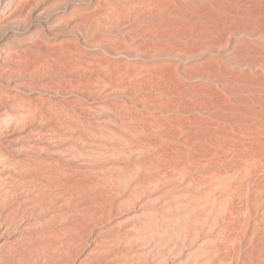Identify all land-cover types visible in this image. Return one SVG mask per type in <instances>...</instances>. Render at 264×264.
I'll return each mask as SVG.
<instances>
[{"label":"rangeland","instance_id":"rangeland-1","mask_svg":"<svg viewBox=\"0 0 264 264\" xmlns=\"http://www.w3.org/2000/svg\"><path fill=\"white\" fill-rule=\"evenodd\" d=\"M0 71V94L4 95H0V110H5L0 117L3 114L7 118L0 120L9 123L7 129L14 116L19 117L12 125L15 130H22L20 126H26L24 123L32 116L38 115L41 121L40 112L33 108H40L43 102L45 108L40 109L50 111L48 117L53 114L56 120L49 129L55 126L52 130L57 132L62 131L59 121L63 112L92 123V117L104 112L102 105L110 106L107 101L129 111L135 120L134 129L145 131V137L141 134L144 140L133 141L151 145L136 151L135 159L132 155H120L125 160L118 156L119 161L122 158L119 163L124 166L127 162L129 169L134 166L132 171L136 173L151 161L145 155H159L162 160L155 163L163 166L170 177L164 185H170L172 191L165 195V203H160L164 208L156 202L152 206L169 210L171 214H167L173 218L177 211L172 214L176 209L171 208L182 198L189 201L199 197L200 202L192 201L196 205L206 196L212 198L219 204L213 203L217 209L209 207L217 222L209 233L213 238L202 234V238L206 236L201 245L207 249L213 240L211 243L219 250L213 262L264 264V0H0ZM57 95L63 101H57ZM40 97L52 100L46 103L47 99L42 101ZM49 102L62 106L48 108ZM0 122V130L4 128L1 131L6 133L4 122ZM12 126L10 134L11 130L18 133ZM3 135L0 133L1 144ZM49 135L50 140L54 139L50 138L52 133ZM110 135L107 133V138ZM80 137L88 141L94 136L80 133ZM73 145L80 148L82 142ZM200 195H206L205 199ZM231 196H235L236 203ZM232 201L238 209L232 204L234 210L230 211H242L243 225L234 230L223 222L222 230L218 223L223 225ZM137 206L129 207L136 216L141 209ZM128 211L124 212L126 216ZM134 214L130 218L142 216ZM219 216L222 220L218 222ZM86 248L83 254L90 256L94 250L89 254ZM205 249L189 262H205ZM82 258L72 257L73 264L82 262ZM87 259L84 264H88ZM53 263L35 255L17 262Z\"/></svg>","mask_w":264,"mask_h":264},{"label":"bare ground","instance_id":"bare-ground-1","mask_svg":"<svg viewBox=\"0 0 264 264\" xmlns=\"http://www.w3.org/2000/svg\"><path fill=\"white\" fill-rule=\"evenodd\" d=\"M142 8L144 9L145 6ZM12 69L13 68H11V70ZM8 70H10V67ZM0 72L2 74V71ZM5 72H7V70ZM21 75H23V73ZM3 79L5 78H2V80ZM60 89H62V87ZM48 90L50 91L51 89L49 88ZM64 90L66 91V88L63 89V91ZM13 94L15 96V93ZM0 95H3V93ZM61 95L55 96L57 101H63L64 98ZM10 96L12 95L10 94ZM20 97L24 100L21 95ZM43 98L44 97L41 98L42 101L47 99L45 98V100H43ZM21 99L19 100L21 101ZM49 99L45 102L47 103ZM26 100L27 99H25V101ZM30 100L31 99L27 101L30 102ZM34 100L36 99L34 98ZM5 102L8 101L5 100ZM11 103L13 104V102ZM50 103L51 102L48 103V108L50 106L52 109L62 106L55 105L54 103L52 104L54 106H52ZM106 103H109L107 105L110 106H106V104L105 106L102 105L104 112L101 113L99 117L94 114L95 116L92 117V123L85 121V119L70 118V115L66 112H63V115L60 113L61 119L59 122L62 125V129L60 128L62 130L61 132H57L55 129L52 130L55 126L49 129L51 125L56 124V120L53 118V114H51L52 117L49 118L50 111L46 112V109L41 110L45 108L43 107L44 102L41 104L42 106L39 105L42 107H40L41 109L37 105H35L36 107L33 106L35 107L33 108L34 110H36V108L38 109L40 116H42L41 118L44 120H38V115H36V117L38 116L37 118L32 116L31 121L27 120L30 123L26 121L28 123H24L26 126H20L22 130H15V126H12L13 123H18L15 122L18 116L15 117L12 115L13 113L9 112L7 114V112H5L7 116H10V114L12 117L14 116L13 118L10 116L13 119L10 127H14L13 130L15 131L18 130V133H14L11 130L12 134H10V130L8 131L10 127L7 129L9 123L5 124L4 120H0L4 122L3 124L5 126L7 125L5 129L9 132V135L7 134L4 136L3 134L7 132H2L4 129L2 125L1 128L3 129H1L2 131L0 130V133L3 135L4 144L0 143V264H17V262H21L25 256L29 255L43 256L45 260L49 259L50 262H54L53 264L57 262L58 264H65L67 262L68 264H73L74 261L72 257H77L78 255L83 256V261H86V257L90 258V260L87 259L89 260L88 264H222V262H213L214 257L219 252L214 242L211 243L213 240L210 242V244L214 245H211L212 247L208 246L209 248L206 247L207 249H205L201 245L204 244V238L206 236L203 235L202 238L201 235L204 233H211L212 229L215 227L214 223L217 222L216 219L215 222L213 220L215 216H212L214 210H211L213 208L210 210V206L214 207V200L211 201L212 198L210 200L206 195H203L206 196L205 201L207 203L203 200H201V203H197L199 206L203 204L202 206H204V208H201L196 204H192L193 200H197L193 202H200L198 201L199 197H196L198 199H194L195 197H192L194 195H189L193 198L189 200L191 204L186 197L185 199L182 198L183 201L180 197L181 201L176 203L175 207L171 208L169 204H167V207L171 208V210L176 209L172 211V214H174L175 211H177L178 214L180 213L179 215L175 213L174 216L176 217H173L174 219L169 218L171 212H169L168 209V211L163 210L162 208H164L165 205L162 204L165 203V195H168L170 191H172L170 185L169 187L164 185L166 181L168 182L170 180V177H167L168 171L166 172L163 166H159L158 164L157 166L155 163V161L159 163V161L162 160L160 158L161 156L155 154H151L150 156L145 155L147 156L146 158L151 161L148 166H140L141 168H138L136 173L132 171L134 166L131 169L126 167L127 162L126 165L123 163L124 166L120 164L123 155L126 154L125 158L129 157L127 155H132L133 157H131L135 159L136 156H134V154L136 151L139 149H148L151 144H137L136 141H133L134 138L144 140L145 131L142 129L144 132L142 133L141 130L134 129L133 125L135 124V120L129 111L120 110L117 106L113 105L115 102L110 104L111 101H107ZM64 104H66V101ZM8 107L10 106L8 105ZM19 107L17 106V108ZM4 111L2 112L0 110L1 113H4ZM42 111H45L44 115ZM58 114L57 116H59ZM2 117L0 118H6ZM20 117L22 118V115ZM23 117L25 118V116ZM27 118L29 117H26V119ZM8 120V122H10L11 119L9 118ZM24 120L25 119H22V122ZM1 123L2 122H0V124ZM24 127L25 129L23 130ZM16 128H18L17 125ZM49 131L52 133L50 138L54 139H49V134H51ZM80 133L90 134L94 137L93 139L85 141L80 137ZM107 133L111 134V137L107 138ZM141 134H143L144 139L141 138ZM37 135L39 137H37ZM76 136L79 138H76ZM75 141L82 142L80 148L73 145ZM118 156L122 157L120 161L118 160ZM131 157L129 159H131ZM125 158L123 159L125 160ZM143 159L145 160V158ZM152 160L154 161L153 164L156 166L151 163L153 162ZM154 175H156L157 178L153 177ZM212 188L213 187H211V189ZM174 190L176 191V189ZM235 191L237 192V190L232 192L234 193ZM203 194L206 193L204 192ZM182 196L184 195L182 194ZM203 196L201 197L204 198ZM201 197L200 199H202ZM231 197L233 199L235 196ZM216 198L214 197L213 199L216 201ZM202 201L205 203H202ZM233 201L235 202L234 199ZM233 201L232 203L229 202L230 207L236 205V202L233 203ZM155 202L157 204L162 203L160 204L162 208L159 205L158 207L156 206L157 208L153 207L152 205H156L153 204ZM136 204L139 205L137 208L140 207L141 209L137 213V216L135 215L136 213L133 212L134 209L132 212L133 214L135 213V217L142 216H140L139 219H132L130 217H132L131 215L133 214L129 210V207L132 206L133 208ZM225 204L226 203H224V206L228 205V203ZM233 207L231 209L228 208L229 210H226L227 212L224 210L226 216L222 224L224 222V224H227L226 226L230 228L235 227L234 230H237L243 225V222L240 220L242 211H230L232 209L234 210ZM235 207L237 208V205ZM153 208L157 211H154ZM215 208L216 206L214 209ZM125 209L130 211L127 210L129 212L128 216L124 214V212L127 213V211H123ZM200 209L203 210L200 211ZM224 209H226V207ZM167 212H169V214H167ZM139 213L141 214L139 215ZM123 214L126 217H120L123 216ZM219 218H221V216H219ZM220 220H222V218L219 219L218 222ZM220 223L221 222L218 223L222 226L220 228H224L225 225H221ZM215 225H217V223ZM221 229H219V231ZM154 235H157V237ZM208 236H210L209 238H213L211 234L207 235V237ZM182 237L183 240H181ZM234 237L237 238L238 235H234ZM200 246L206 251H204L206 261L189 262L194 255L198 256L201 253L203 254ZM86 247L88 248L87 251L89 254L92 250L95 252H91L90 256L88 254H83ZM189 248L190 251H188ZM83 261L78 264H84L85 262Z\"/></svg>","mask_w":264,"mask_h":264}]
</instances>
